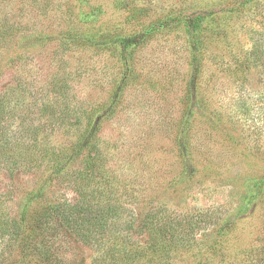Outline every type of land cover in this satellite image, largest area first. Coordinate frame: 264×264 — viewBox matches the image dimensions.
I'll return each instance as SVG.
<instances>
[{"label":"rangeland","instance_id":"obj_1","mask_svg":"<svg viewBox=\"0 0 264 264\" xmlns=\"http://www.w3.org/2000/svg\"><path fill=\"white\" fill-rule=\"evenodd\" d=\"M241 1L49 0L46 12L33 16L19 11L23 0H0V18L23 24L33 19V28L54 34L53 42L24 59L12 43L0 44V95L11 105L21 100L17 110L40 125L41 144L58 156L45 161L41 172L20 170L11 177L0 171V196L8 209L17 212L27 192L63 164L60 154L65 157L76 147L91 119L101 118L99 142L120 177L116 195L136 217L152 207L231 215L248 180L264 177V56L257 57L264 49V0H249L243 12ZM202 11H214V19L205 23L197 74L185 24L178 20L162 27L127 62L111 41L101 43L169 16ZM59 38L69 40L61 45ZM64 83L67 101H59L55 90ZM118 87L122 92L116 97ZM48 99L45 115L37 113ZM109 108L113 114L103 118ZM186 160L193 164L192 176ZM80 166L75 160L69 169ZM64 184L62 178L50 180L46 197L75 198ZM263 245L264 191L223 236L201 240L178 260L255 264L253 251ZM71 257L91 264L94 252L74 242Z\"/></svg>","mask_w":264,"mask_h":264},{"label":"trees","instance_id":"obj_2","mask_svg":"<svg viewBox=\"0 0 264 264\" xmlns=\"http://www.w3.org/2000/svg\"><path fill=\"white\" fill-rule=\"evenodd\" d=\"M48 1L31 0L28 5L23 0L18 9L36 16L46 12ZM248 3L249 0H242L239 11H246ZM229 11H238V8ZM213 17L214 11H202L195 16L179 14L175 19L169 16L165 21L129 34L108 37L101 43L111 41L122 60L127 62L138 48L162 31V27L178 20L185 24L192 47L194 73L197 74L201 71L205 23ZM32 23L33 19L23 24L15 18H0V44L12 43L20 49L16 56L23 58L34 48L53 42V33L33 28ZM68 40L59 38L58 41L63 45ZM262 56L264 49L257 54L258 58ZM20 88L27 89L23 84ZM68 88L64 83L55 90L59 101H67ZM121 92L122 88L118 87L114 94L119 97ZM20 101L14 99L15 103L11 105L5 95H0V171L6 169L11 177L20 170L41 172L45 161L58 158L50 146L41 144L39 134L43 129L40 125L29 121L17 110ZM49 101L46 100L37 113L45 115L49 108L45 104ZM194 105L187 115L193 114ZM113 112L109 108L102 117ZM91 120L76 147L65 157L60 154L63 164L55 166L52 173L27 192L17 212L8 209L6 199L0 196V264H77L71 257L74 242L92 249L91 264H181L178 260L181 252L193 253L201 240L223 236L254 208L264 191V177L248 180L241 202L227 216L215 210L177 213L166 207H152L141 217H136L116 195L120 177L111 167L108 151L99 142L101 118ZM180 146L187 156L185 144ZM75 160L81 166L69 169ZM194 171L193 164L186 160L187 175L192 176ZM61 178L64 185L74 191L75 198L65 194L46 197L50 180L61 181ZM208 246L211 248L210 244ZM252 255L255 264H264V245ZM193 264L209 262L201 257Z\"/></svg>","mask_w":264,"mask_h":264}]
</instances>
